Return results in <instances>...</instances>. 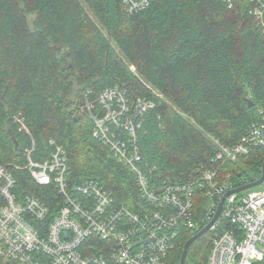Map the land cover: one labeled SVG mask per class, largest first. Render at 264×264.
Returning <instances> with one entry per match:
<instances>
[{
	"label": "trees",
	"instance_id": "16d2710c",
	"mask_svg": "<svg viewBox=\"0 0 264 264\" xmlns=\"http://www.w3.org/2000/svg\"><path fill=\"white\" fill-rule=\"evenodd\" d=\"M82 2L91 5L99 26ZM237 2L229 9L224 0H157L131 15L120 0H0V163L21 167L26 161L24 143L31 145V138L14 122L21 114L36 158H48L55 140L66 152L71 183L99 181L133 209L139 201L133 175L93 136L94 122L79 110L84 92L94 101L119 86L130 104L141 98L155 104L138 136L144 161L158 174L174 177L201 163L219 168L211 138L232 146L264 114V32L250 13L252 4ZM64 49L61 65L57 55ZM71 62L74 74L88 81L76 105L66 103L74 91L66 76ZM241 158L252 161L231 173L237 186L254 181L251 172L261 177L264 147ZM11 170L20 190L27 172ZM28 189L53 209L42 193L47 188L29 182ZM191 236L181 235L169 264H180ZM210 250L202 237L186 264H206ZM0 264L21 263L0 258Z\"/></svg>",
	"mask_w": 264,
	"mask_h": 264
},
{
	"label": "built area",
	"instance_id": "2783aa9c",
	"mask_svg": "<svg viewBox=\"0 0 264 264\" xmlns=\"http://www.w3.org/2000/svg\"><path fill=\"white\" fill-rule=\"evenodd\" d=\"M120 1L134 15L157 0ZM248 1L264 32V0ZM224 2L233 8V0ZM90 93L82 109L95 124L93 135L129 169L139 201L132 209L99 181L71 183L66 152L55 140L49 141L48 158H36L35 141L19 114L14 122L30 136L31 147L23 152L28 161L23 167L0 163V258L21 264H169L181 235L205 228L223 201L206 233L211 245L206 264H264V191L227 195L247 183L237 186L231 175L221 174L224 165L264 147V114L232 146L211 138L217 148L212 162L219 168L201 163L163 177L144 161L138 136L155 104L145 99L130 104L119 86L105 89L92 103ZM11 168L27 172L20 190ZM28 179L33 188L48 189L42 193L53 209L28 193Z\"/></svg>",
	"mask_w": 264,
	"mask_h": 264
},
{
	"label": "rangeland",
	"instance_id": "374dc122",
	"mask_svg": "<svg viewBox=\"0 0 264 264\" xmlns=\"http://www.w3.org/2000/svg\"><path fill=\"white\" fill-rule=\"evenodd\" d=\"M238 2L237 3H239L241 0H237ZM83 3V6L85 7V9H86V12H87V14H88V16L90 17L89 19L91 20V22L93 23H95L96 25H100V22H99V20H98V18H97V16L95 15V13L93 12V9H92V7H91V5H87V4H85L84 2H82ZM233 3H234V0H233ZM66 53H67V50L66 49H64L63 51H61L58 55H57V60H58V64H61V65H63L64 64V62L62 61V59L63 58H65V56H66ZM120 55V57H121V55L122 54H119ZM124 62H126V65H128V63H127V61L125 60ZM70 66L72 67V69H71V73H69V74H66V76H68V78H70V81H72L73 82V89H74V91L72 92V94L71 95H69L68 97H67V99H66V103H71V102H74V104L76 105L77 104V102H78V96H79V94H78V92H80L82 89H83V86H84V84H86V82H88L86 79H83V80H81L80 78H78V76L79 75H81V73H78V74H74V70H75V66L73 67V62H71L70 63ZM129 66V68H130V70H131V72H134V74L135 75H137L138 77H139V75H138V73L136 72V69H135V67L134 66H131V65H128ZM64 68L65 67H63V66H61L60 68H59V71L62 73V72H64ZM140 78V77H139ZM87 92H84V94H83V92H82V106H80L79 107V110L80 111H82V112H85V113H87V111L85 110V109H82L83 108V106H84V104H83V102H84V95L86 94ZM161 99H164L163 100V103H165L166 105H169V106H172V103L170 102V100L169 99H167V98H164V97H162ZM92 101L93 100H89V102L90 103H92ZM14 103V101H12L11 102V104H13ZM5 106V111H9V106H7V105H4ZM79 106V105H78ZM17 107V106H16ZM12 108H14V107H12ZM88 114V113H87ZM260 114H261V112H260ZM88 116H89V114H88ZM90 118V117H89ZM91 119V118H90ZM92 120V119H91ZM30 129V128H29ZM5 130H6V128H5ZM94 132V131H93ZM94 136V135H93ZM24 145L25 146H28V147H31V145L30 144H27V143H24ZM252 161V159H250V158H247V159H244V158H241V159H239V161H237L236 163H234V165H232L233 167H229L227 170L225 169L224 171H223V174H222V176H227V175H231V173H233V172H236L235 171V169H237V170H245L246 168H247V165L248 164H250V162ZM28 163V161H24V163H23V166L25 165V164H27ZM23 166H21V167H23ZM232 177V176H231ZM251 179L252 180H254V181H256L257 179H258V177H257V175L256 174H254V173H252L251 172ZM252 191H264V183L263 184H261V185H259L258 187H256V188H254ZM199 205H197L196 206V208L198 207ZM200 211V210H199ZM203 238H205V241H206V244H208L209 246H210V243H208V242H210V240H208V238H209V236H205V237H203ZM208 240V241H207ZM176 250V248L174 249V251ZM173 251V252H174ZM201 251L202 250H200V254H201ZM198 254H199V252H198ZM204 255V254H203ZM176 254H175V259H176Z\"/></svg>",
	"mask_w": 264,
	"mask_h": 264
},
{
	"label": "water",
	"instance_id": "95a60500",
	"mask_svg": "<svg viewBox=\"0 0 264 264\" xmlns=\"http://www.w3.org/2000/svg\"><path fill=\"white\" fill-rule=\"evenodd\" d=\"M243 27V26H242ZM247 103L249 105V107H252L254 105V103L252 102L251 99L247 98ZM17 148V147H16ZM264 183V163L262 164V175L259 179H257L256 181H252L250 183H247L241 187H238L232 191H230L227 195L230 194H234V193H241L247 190H251L254 189L256 187H258L259 185ZM222 205H223V201L219 204L217 213L214 217V219L212 220L211 223H209L205 228H203L201 231H199L197 234L191 236L185 243L184 248H183V252H182V256H181V261L180 264H186V260H187V256H188V252L190 247L199 239H201L202 237H204L206 235V233L208 232V230L210 229V227L215 223V221L218 219L220 213H221V209H222Z\"/></svg>",
	"mask_w": 264,
	"mask_h": 264
},
{
	"label": "bare ground",
	"instance_id": "6f19581e",
	"mask_svg": "<svg viewBox=\"0 0 264 264\" xmlns=\"http://www.w3.org/2000/svg\"><path fill=\"white\" fill-rule=\"evenodd\" d=\"M126 98H127V97H126ZM127 99H128V98H127ZM141 99H142V98H141ZM142 100H143V99H142ZM146 100H147V99H146ZM128 101H129V100H128ZM147 101H148V100H147ZM87 113H88V112H87ZM234 163H235V162H234ZM70 182H71V181H70ZM74 182H75V181H74ZM74 182H73V183H74ZM199 215H201V213H200ZM208 240H209V238H208ZM208 240H207V241H208ZM208 243H210V242H208ZM210 246H211V245H210Z\"/></svg>",
	"mask_w": 264,
	"mask_h": 264
}]
</instances>
